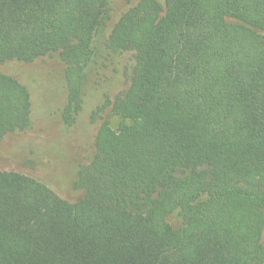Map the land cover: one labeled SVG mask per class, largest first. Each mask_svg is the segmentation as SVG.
I'll list each match as a JSON object with an SVG mask.
<instances>
[{
  "label": "trees",
  "instance_id": "16d2710c",
  "mask_svg": "<svg viewBox=\"0 0 264 264\" xmlns=\"http://www.w3.org/2000/svg\"><path fill=\"white\" fill-rule=\"evenodd\" d=\"M126 52L131 82L94 111L79 200L0 169V264H264V0H0V64L58 57L66 127ZM32 112L0 71V145Z\"/></svg>",
  "mask_w": 264,
  "mask_h": 264
},
{
  "label": "rangeland",
  "instance_id": "374dc122",
  "mask_svg": "<svg viewBox=\"0 0 264 264\" xmlns=\"http://www.w3.org/2000/svg\"><path fill=\"white\" fill-rule=\"evenodd\" d=\"M120 5V4H119ZM126 5L121 3L117 10ZM99 73H92L85 85V106L78 122L66 127L61 111L66 102L64 65L58 57L34 62L12 61L0 64V71L12 74L28 85L33 101V126L15 132L0 145V169H14L33 174L49 182L64 198L75 202L84 191L75 189L76 165L88 158L96 131L102 122L94 111L106 95L125 91L131 82L134 54L126 52L102 64ZM117 127L120 118L108 114Z\"/></svg>",
  "mask_w": 264,
  "mask_h": 264
}]
</instances>
